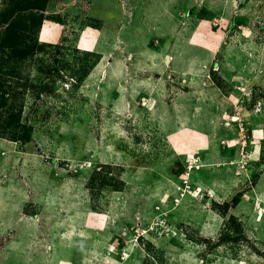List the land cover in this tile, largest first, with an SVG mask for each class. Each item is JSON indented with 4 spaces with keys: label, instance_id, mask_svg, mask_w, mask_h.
<instances>
[{
    "label": "rangeland",
    "instance_id": "1",
    "mask_svg": "<svg viewBox=\"0 0 264 264\" xmlns=\"http://www.w3.org/2000/svg\"><path fill=\"white\" fill-rule=\"evenodd\" d=\"M33 1L0 0V264H264V0Z\"/></svg>",
    "mask_w": 264,
    "mask_h": 264
},
{
    "label": "trees",
    "instance_id": "2",
    "mask_svg": "<svg viewBox=\"0 0 264 264\" xmlns=\"http://www.w3.org/2000/svg\"><path fill=\"white\" fill-rule=\"evenodd\" d=\"M24 3L27 4V2H24ZM46 4H47V0H34L33 2H31L29 4L30 10L31 11L36 10V11L42 12L44 10ZM21 10L25 11L24 8H22ZM22 12L18 11V13L14 15V18L15 17L16 18L13 21L7 23L8 26L5 29V31L2 33V36L3 35H5V36L2 38V41H1L2 43L4 42L7 44H10V46L12 48L11 53H10L11 57L18 58V60H20V61L26 60L30 55H32L34 53L35 45L34 44L32 45V43H33V39H34V42L36 43L35 32L37 31V29L39 27H41V24L44 20L43 19V15H44L43 13L35 14L32 12L33 14H31V17L29 18L30 21L33 22L32 26L30 27V33L32 35V39L26 41V43H23L22 45H19L18 42H21L20 40H21V37L23 36L21 32L28 30V28L24 25V22H23L24 19H22L19 16V15H21ZM3 23H4V21H3ZM14 44H18V45H14ZM1 81H0V89H2L3 84H5V82L3 83Z\"/></svg>",
    "mask_w": 264,
    "mask_h": 264
},
{
    "label": "bare ground",
    "instance_id": "3",
    "mask_svg": "<svg viewBox=\"0 0 264 264\" xmlns=\"http://www.w3.org/2000/svg\"><path fill=\"white\" fill-rule=\"evenodd\" d=\"M186 61H187V60H186ZM182 64H183V63H182ZM164 66L167 67V63H165ZM183 67H184L185 69H188L190 66L183 64ZM233 121H234V122H237L238 120L235 118ZM257 147H258V146H256L255 151L259 152V149H257ZM253 158H255L254 155L252 156L251 159L256 161V159H253ZM16 212H17V211H16ZM213 222H214V221H213ZM213 222L211 221V218H210V225L206 226L205 230H211V229H213V228H212V224H213Z\"/></svg>",
    "mask_w": 264,
    "mask_h": 264
},
{
    "label": "crops",
    "instance_id": "4",
    "mask_svg": "<svg viewBox=\"0 0 264 264\" xmlns=\"http://www.w3.org/2000/svg\"><path fill=\"white\" fill-rule=\"evenodd\" d=\"M258 132V131H257ZM262 138V135H260L259 133L256 135V139H257V141L259 142L260 141V139ZM264 140V139H263ZM257 143V142H256ZM256 143H254V147H253V149L252 150H255V148H256V146L255 145H257ZM259 146V145H258ZM260 148V147H259ZM252 152H250V155H252L251 154ZM249 155V156H250ZM249 163H250V161H248ZM264 172V171H263ZM263 206H264V200H262L261 201V203L259 204V208H263Z\"/></svg>",
    "mask_w": 264,
    "mask_h": 264
}]
</instances>
